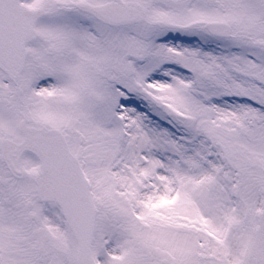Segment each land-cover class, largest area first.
Masks as SVG:
<instances>
[{"label": "snow or ice", "instance_id": "1", "mask_svg": "<svg viewBox=\"0 0 264 264\" xmlns=\"http://www.w3.org/2000/svg\"><path fill=\"white\" fill-rule=\"evenodd\" d=\"M0 264H264V0H0Z\"/></svg>", "mask_w": 264, "mask_h": 264}]
</instances>
